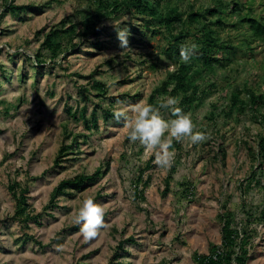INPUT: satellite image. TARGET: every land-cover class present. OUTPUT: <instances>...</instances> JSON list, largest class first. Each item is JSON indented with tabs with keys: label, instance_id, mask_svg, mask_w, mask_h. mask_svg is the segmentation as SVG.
<instances>
[{
	"label": "rangeland",
	"instance_id": "rangeland-1",
	"mask_svg": "<svg viewBox=\"0 0 264 264\" xmlns=\"http://www.w3.org/2000/svg\"><path fill=\"white\" fill-rule=\"evenodd\" d=\"M48 1L15 0L16 4L26 6L15 12L0 1V264H116L109 261L114 247L128 236H135L138 244H129L130 254L120 260L124 264H193L194 251L208 253V242L219 241L221 226L216 214L228 205L244 217L242 203L247 204L246 209L252 207L259 218L250 264H264V173L261 183L253 181L247 187L254 160L244 143L253 144L264 124L250 113L237 118L224 117L220 112L228 106L225 94L232 89L230 83L264 88V46L254 42L255 59L220 68L217 76L210 75L218 88L201 107L187 113L195 125L194 131L206 128L211 138L195 145L188 138L178 142L182 150L173 149L174 161L179 158V163L170 190L165 192L170 168H159L154 154L146 155L138 141L128 138L123 118L104 121L100 117L99 130L95 131L85 129L83 120L67 111L68 107L75 111L79 103V107L83 105L84 88L90 91L87 114L97 107L100 112V105L127 111L138 101L147 102L153 87L165 78L168 68H173L158 56L159 46L165 41L155 37L141 42L139 32L127 23L136 21L134 17L108 15L103 21L106 30L99 38L102 49L87 42L65 58L64 53L59 55L55 64L48 58L39 74L34 55L42 42L41 35L65 17L76 20L77 9L91 2L83 0V6L77 0H56L39 9ZM183 1L185 9L187 2L196 6L215 2ZM261 8L264 0H254L255 11ZM114 25L129 31V48L119 47ZM41 28L44 30L39 35ZM239 34L233 28L223 32L225 37ZM155 61L158 66L153 68ZM93 78L107 84L106 99L91 93ZM125 93L130 96L118 97ZM135 94L139 95L132 98ZM213 104L218 107L217 113L213 120H208L205 116L214 108ZM65 125L90 137L80 145V153L69 155L61 166H56L54 159L64 138ZM70 141L67 139V143ZM219 148L227 153L226 159L223 160ZM151 157L153 168L145 171V177L151 175V182L137 203L131 196L133 182ZM103 163H109L110 170L98 183L74 195H60L59 207L47 211L52 215L43 211L60 180L92 173ZM15 178L29 186V203L35 213H41L38 222L32 220L26 228L10 217L16 201L8 184ZM179 182L190 183L192 198L182 191ZM87 197L103 207L105 218L97 235L86 240L81 225L74 223V213ZM24 231L34 238L21 244L18 238Z\"/></svg>",
	"mask_w": 264,
	"mask_h": 264
},
{
	"label": "trees",
	"instance_id": "trees-1",
	"mask_svg": "<svg viewBox=\"0 0 264 264\" xmlns=\"http://www.w3.org/2000/svg\"><path fill=\"white\" fill-rule=\"evenodd\" d=\"M2 5L12 11L24 9L25 5H18L15 0H0ZM56 0H50L48 3L38 6L42 9L44 6H51ZM80 5L83 0H77ZM210 6H196L193 3H185L188 7L185 9L183 0H91L84 8L77 9L76 20L65 17L58 24L52 27L41 36L43 37L40 47L34 55L39 74H42V66L50 58L51 63L55 64L59 55L66 54L80 49L87 42L95 46L96 49L103 48L102 40H99L106 26H103L104 18L108 15L118 13L128 14L136 21L127 22L130 27L138 31L137 35L141 36L140 41L160 37L165 44L159 46V58L168 61L173 68H168L166 76L157 85H155L147 97V103L157 105L158 102L169 96L176 97L179 101L178 106L187 113L201 107L204 100L218 88L215 79H210V75L217 76V70L220 68H231L238 66L240 62L255 59L257 53L254 42H258L264 46V8L261 12L254 10V0H214ZM244 2V3H243ZM85 3L83 4V6ZM31 7V4L29 5ZM231 18H236L235 22H230ZM241 26L244 29L241 30ZM228 28L240 31L238 41L236 36H223V32ZM44 28L38 30L40 35ZM195 43L198 49L192 55L189 62L184 63L180 58V47L186 43ZM111 63V60H108ZM153 68L158 66L155 61ZM37 68V67H36ZM82 77L79 72H75ZM214 78V77H213ZM91 93L103 99L107 98L108 86L103 80L92 79ZM245 85V84H244ZM229 93L225 96L228 98V106L220 109L224 117L236 116L250 113L259 123L264 124V88L240 87L239 85L229 84ZM84 88V87H80ZM223 89L226 87L222 86ZM81 95L85 102L81 107L77 105L75 111L68 107L67 111L76 119H82L84 127L87 130H99V118L108 121L112 115V106L100 105L87 114V99L90 97V91L86 88L81 90ZM89 92V93H88ZM88 95V96H87ZM139 94L131 95L136 98ZM130 96L128 93L118 94L119 98ZM113 103V102H112ZM216 104L210 110L208 120H213L216 113ZM161 115L167 119L174 118L171 112L161 109ZM165 112V113H163ZM79 114V115H78ZM200 131L207 132L206 128ZM90 134L82 131L74 132L64 126V138L54 159V165L61 166L63 160L69 155L80 153L82 150L80 145L86 142ZM71 139L67 143V139ZM248 145L249 154L254 160V166L247 182V187L252 182L261 183V175L264 173V128L258 131L254 136L253 144L244 141ZM182 150V145L173 142V148ZM222 151L223 160L226 159L227 153ZM151 157L145 167L139 169L138 175L133 182V192L131 194L133 200L139 203L144 197V190L150 185L151 175L145 171L153 168ZM179 158H177L170 167V173L165 179V192L171 187L173 174L177 170ZM99 165L92 173H81L73 177L64 178L59 181L50 195L48 203L43 207V211L47 215L49 209L59 207L60 195H74L76 192L83 191L87 187L98 183L108 172L109 163ZM31 178H34L30 176ZM182 191L187 196L193 195V188L188 182H179ZM142 185V188H140ZM8 189L12 197L16 201L14 213L10 216L17 220L21 227L26 228L30 221L38 222L41 213H35L29 203V186L24 185L23 181L17 178L12 179L8 184ZM193 197V196H192ZM247 204L242 203L243 216L240 217L236 210L231 209L228 205L222 207V211L217 214V219L222 227V243L213 244L209 254L194 253V260L198 264H248L252 249L253 240L256 236L255 224L258 222L257 212L250 207L246 209ZM264 215V210H262ZM105 218V215H104ZM34 235L23 232V236L18 238L21 244L27 243L29 239H33ZM126 244H138L135 236H128L119 240L114 247L110 262L123 264L120 259L130 254V250ZM223 251L219 253V249Z\"/></svg>",
	"mask_w": 264,
	"mask_h": 264
},
{
	"label": "clouds",
	"instance_id": "clouds-1",
	"mask_svg": "<svg viewBox=\"0 0 264 264\" xmlns=\"http://www.w3.org/2000/svg\"><path fill=\"white\" fill-rule=\"evenodd\" d=\"M261 11L259 9L256 12ZM235 21L236 18L233 22ZM114 27L119 47L121 49L129 48V31L120 29L116 25ZM241 27L244 28V26ZM241 30L243 29L241 28ZM236 37L235 41H238L239 37ZM197 49L198 45L195 43L181 45L180 58L182 62H189ZM246 87L250 86L246 85ZM178 104L179 101L176 97L169 96L161 99L157 105L141 100L131 105L127 111L119 108L112 110L115 120L120 121L123 118L128 138L132 142L138 141L144 147L146 155L154 154V163L161 169H168L172 166L175 156L174 141L181 142L188 138L195 145L211 138L210 134L194 131L195 125L191 115L185 113ZM161 109L169 110L174 118L164 119ZM188 197L192 198L191 195ZM74 223L81 225V233L86 240L96 236L98 230L104 226L103 207L95 203L91 197L85 198L78 211L74 213Z\"/></svg>",
	"mask_w": 264,
	"mask_h": 264
},
{
	"label": "crops",
	"instance_id": "crops-1",
	"mask_svg": "<svg viewBox=\"0 0 264 264\" xmlns=\"http://www.w3.org/2000/svg\"><path fill=\"white\" fill-rule=\"evenodd\" d=\"M218 214V213H217ZM217 214H216V219H217ZM219 224H220V222H219ZM220 226H221V224H220ZM222 238H223V235H222V227H221V231H220V233H219V241L218 242H213V241H209L208 242V253H200V252H198V251H194V253L195 252H198L199 254H209V252H210V249H211V246L213 245V244H221L222 243ZM135 245V244H134ZM126 247L129 249V244H126ZM194 253L191 255V260H192V262H193V264H198L195 260H194ZM128 256V255H127ZM126 256V257H127ZM122 258H125V257H122ZM121 258V259H122ZM120 259V260H121ZM252 260V254H251V256H250V259H249V261H248V264H250V261ZM123 264H124V262H123Z\"/></svg>",
	"mask_w": 264,
	"mask_h": 264
},
{
	"label": "built area",
	"instance_id": "built-area-1",
	"mask_svg": "<svg viewBox=\"0 0 264 264\" xmlns=\"http://www.w3.org/2000/svg\"><path fill=\"white\" fill-rule=\"evenodd\" d=\"M223 251V248L221 247L220 249H219V253H221ZM233 264H235V263H233Z\"/></svg>",
	"mask_w": 264,
	"mask_h": 264
}]
</instances>
